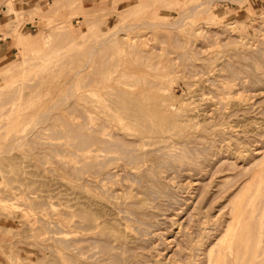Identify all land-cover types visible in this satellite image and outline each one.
Instances as JSON below:
<instances>
[{
	"label": "rangeland",
	"instance_id": "rangeland-1",
	"mask_svg": "<svg viewBox=\"0 0 264 264\" xmlns=\"http://www.w3.org/2000/svg\"><path fill=\"white\" fill-rule=\"evenodd\" d=\"M32 1L0 0V17L8 20L0 26L1 36L6 37V32L13 36L16 47L12 56L0 60V102L22 90V98L15 100L30 101L26 109L33 117L51 112L43 124L31 120L13 124L10 120L16 112L0 120V264H60L67 251L77 256L79 264H116L112 252L128 254L120 242L113 239V248L104 252L100 241L95 240L111 228L132 246L143 242L144 264H264V0H212L203 4L205 0ZM137 1L143 6L122 10ZM8 4L11 8L6 11ZM40 5L44 10L35 8ZM90 17L98 19L92 27ZM116 25L122 31L109 40V31ZM69 34L74 39L72 45L59 48ZM123 93L147 103L152 117L160 101H165L167 111L180 116L175 124L159 123L160 132L148 133L142 129V120H133L136 117L121 108ZM62 97L67 100L62 101ZM58 116L66 129L94 131L113 142L122 141L134 153L151 155L130 162L118 146H113L101 151L109 156H101L106 161L102 169H84L85 173L78 174L73 167L84 164L80 155L77 157L83 151L68 133L59 136L52 132ZM24 134L31 136L23 140L20 135ZM50 147L60 148L54 149L56 153L48 151ZM187 150L192 156L183 159ZM141 168L157 170L170 194L152 191L151 200L147 197L150 213L138 220L126 211L130 200L137 195L144 197L132 178ZM65 205L73 211L70 218L62 211ZM81 209L94 213L97 220L102 218L100 226H88ZM39 217L45 220L41 222ZM68 218L77 220L71 227L76 232L70 234V247H64L56 238L63 234L59 227L63 229ZM179 248L184 249L182 253Z\"/></svg>",
	"mask_w": 264,
	"mask_h": 264
},
{
	"label": "bare ground",
	"instance_id": "bare-ground-1",
	"mask_svg": "<svg viewBox=\"0 0 264 264\" xmlns=\"http://www.w3.org/2000/svg\"><path fill=\"white\" fill-rule=\"evenodd\" d=\"M55 1H57L56 2V4L59 2V1H61V0H55ZM2 2V1H1ZM4 3H5V1H3ZM115 2V1H114ZM204 2H211L212 3V0H205V1H202L200 4H203ZM197 4V3H196ZM196 4H194V5H196ZM199 4V5H200ZM141 6H143V4L141 3V1H137V2H135L134 4H131V5H129L128 7H126L125 9H122V10H124V12L125 11H127V10H129V11H134V10H136V9H138L139 7H141ZM198 6V5H197ZM196 6V7H197ZM192 7H195V6H192ZM3 8V7H2ZM4 8H6V11L7 10H9L11 7L9 6V4H8V6H4ZM35 8L36 9H41V11L42 10H44V8L42 7V5H40V6H35ZM34 8V9H35ZM117 8V7H116ZM192 10V9H191ZM194 10V9H193ZM192 10V11H193ZM94 18H96V17H90L89 18V21H88V24L92 27L93 25H95L97 22H98V19H94ZM181 18H183V17H181ZM185 18V17H184ZM181 20H183V19H181ZM148 21V20H147ZM149 22V24L150 25H152V24H155V22L154 21H148ZM148 22H147V25H148ZM172 23V22H171ZM174 23V22H173ZM146 24V23H145ZM162 24V23H161ZM118 25V24H117ZM116 25V27L117 28H115V29H112V30H110L109 32L112 34V36L114 35L115 36V34L117 33V32H119L120 33V31H122L121 29H120V27H118ZM156 25V24H155ZM154 25V26H155ZM157 25H160V24H157ZM162 25H164V24H162ZM166 25V24H165ZM236 25V24H235ZM166 26H168V25H166ZM169 27V26H168ZM122 28V27H121ZM118 33V34H119ZM153 33V32H152ZM6 35V37L7 36H9L8 34H7V32L5 33ZM64 33L62 32H60V35H63ZM103 34H104V32H103ZM110 34V35H111ZM117 34V35H118ZM58 35V34H57ZM70 35V34H69ZM110 37V38H108L109 40L111 39V38H115L114 36L113 37ZM105 38V37H104ZM133 38V37H132ZM134 39V38H133ZM132 39V40H133ZM149 39V38H148ZM66 40V39H65ZM112 40V39H111ZM73 41H74V39H73V37L70 35V38L68 39V41H65V43H62V44H59L60 46H59V48H61V47H68V45L70 44V45H72V43H73ZM106 41V40H105ZM67 42V43H66ZM93 42V41H92ZM101 42H104V40L103 41H101ZM100 42V43H101ZM107 42V41H106ZM106 42H104V43H106ZM140 42V41H139ZM100 43H99V46H100ZM129 43H131V41L129 42ZM101 44H103V43H101ZM132 44H134V43H132ZM94 48V47H93ZM95 48H97V46L95 47ZM155 48V47H154ZM153 48V49H154ZM156 49H157V47H156ZM261 49V48H260ZM264 49V48H263ZM262 49V50H263ZM36 50V49H35ZM93 50V49H92ZM95 50V49H94ZM93 50V51H94ZM202 50H203V48H202ZM93 51H91L90 50V52H92L93 53ZM120 51V50H119ZM256 51H258V50H256ZM260 51V50H259ZM193 52V51H192ZM261 52V51H260ZM23 53H25V51H23ZM255 53V52H254ZM256 54V53H255ZM235 55V54H234ZM248 55V54H247ZM90 56H92V54L90 55ZM89 56V57H90ZM244 57V56H243ZM251 57H252V55H251ZM260 57V56H259ZM258 57V58H259ZM245 58H247V57H245ZM263 58V57H262ZM89 59V58H88ZM248 59V58H247ZM246 59V60H247ZM90 60V59H89ZM89 60L87 61L88 63H89ZM153 60V59H152ZM262 61V60H261ZM35 63V62H34ZM117 63V62H116ZM231 63V62H230ZM153 64V63H152ZM160 64V63H159ZM14 65V64H13ZM87 64H85V66H86ZM117 65V64H116ZM246 65V64H245ZM102 66V65H101ZM152 66V65H151ZM154 66V65H153ZM227 66V65H226ZM231 66H233L232 64H231ZM168 67V66H167ZM186 67V66H185ZM209 67V66H208ZM253 67V66H252ZM255 67H256V65H255ZM101 68V67H100ZM151 68V67H150ZM240 68V67H239ZM154 69V68H153ZM165 69V68H164ZM157 70V69H156ZM205 70V69H204ZM231 71H232V69H231ZM241 71V70H240ZM191 72V71H190ZM193 72V71H192ZM201 72V71H200ZM242 72V71H241ZM238 73V72H237ZM195 74V73H194ZM243 75H245V74H243ZM136 76H138V75H136ZM135 76V77H136ZM235 76V75H234ZM238 76V75H237ZM139 77V76H138ZM138 77H136V78H138ZM229 77V76H228ZM139 79H141V77L139 78ZM213 79V78H212ZM236 79V78H235ZM239 79V78H238ZM260 79V78H259ZM258 79V80H259ZM148 80V79H147ZM242 81V80H241ZM244 81V80H243ZM242 81V82H243ZM251 82V81H250ZM244 83V82H243ZM146 84V83H145ZM74 85V84H73ZM72 85V86H73ZM86 85V84H85ZM87 85H88V82H87ZM127 85V84H126ZM165 86V85H164ZM88 87H89V85H88ZM221 87V86H220ZM70 88H71V86H70ZM69 88V89H70ZM116 88V87H115ZM115 91V90H114ZM121 91V90H120ZM260 91H261V89H260ZM262 91H264V90H262ZM41 93V92H40ZM69 93V91L67 92V94ZM96 93V92H95ZM16 95H14L12 98H8V99H5L4 101H1L0 102V120L3 118V117H7V115H9V113H11V112H16L17 113V116L15 117V118H13V119H11L10 120V122H13V124L14 123H16L17 121H21V122H26V121H29V120H31V121H34V122H36L37 124H39V123H42L43 121L45 122V120L47 119V116L49 115L48 113L49 112H51V111H48V113L47 112H43L42 114L40 113V114H38L36 117H33V112L32 111H30V110H27L26 109V107L29 105V102H27V101H24V100H22V101H16L15 99L17 98V97H21L22 98V96H23V93H22V90H20V91H17L16 93H15ZM71 95H72V93H71ZM77 96V95H76ZM84 96H86L85 94H84ZM84 96H83V98H84ZM134 96H136V95H131V94H127V93H123V94H121L120 95V97H121V103H120V105L122 106L121 108H123L126 112H128L129 114H131L132 116H135V117H133V118H135V119H133V120H135L136 121V119L137 120H142V129L144 130V131H146V132H148V133H156V132H160L161 130L159 129V127H158V124L159 123H161V122H166V123H169V124H175L176 123V121H177V119H178V117L180 116V113H178V112H169V111H167V104H165L164 102L165 101H160L159 102V105L153 110V112H154V114H153V116H155V117H152V115H151V113L150 112H148V107H149V105L147 104V103H145V102H143V101H137L136 99H135V97ZM256 96V95H255ZM80 97V96H79ZM91 97V96H90ZM62 98H64L62 101H64L66 98H67V96H66V98L65 97H62ZM61 98H59V100H60ZM67 100V99H66ZM69 100H71V98L69 99ZM105 101V100H104ZM56 102H57V100H56ZM66 102V101H65ZM84 102V101H83ZM106 102V101H105ZM116 102V101H115ZM11 103V104H10ZM62 103V102H61ZM60 103V104H61ZM69 103V101L66 103V105ZM53 104V107L55 108V104H54V102L52 103ZM63 104V103H62ZM237 104V103H236ZM59 105V104H58ZM65 105V106H66ZM112 104H110V106H111ZM173 106V107H172ZM50 107V106H49ZM48 107V108H49ZM52 107V106H51ZM50 107V108H51ZM171 107L172 108H174L175 106L174 105H172L171 104ZM48 108H47V110H48ZM75 108V107H74ZM70 109V108H69ZM114 109H115V107H114ZM179 109V108H178ZM21 110H23V112L21 111ZM51 110H53V108L51 109ZM117 111V110H116ZM42 112V111H41ZM53 112V111H52ZM58 112V111H57ZM181 113H182V110H181ZM50 115H51V113H50ZM125 115V114H124ZM224 115V114H223ZM106 117V116H105ZM104 117V118H105ZM126 118V117H125ZM127 118H128V116H127ZM126 118V119H127ZM97 119V118H96ZM110 119V118H109ZM49 120V119H48ZM118 121V120H117ZM109 122V121H108ZM256 122V121H255ZM35 123V124H36ZM46 123V122H45ZM61 123H62V120L59 118V116L57 117V118H55V120H54V127H53V131L52 132H54L56 135H59V136H62L63 135V133L65 134V133H68V135L71 137V138H75V141H74V144H76V146L78 147V149H80V150H82L83 151V153H81V154H78V156L77 157H79V155H80V157H81V159H83L84 160V164L82 165V166H75V167H73L74 169V172H76V173H82V172H84L83 170L84 169H86V170H100V169H102L103 168V166L105 165L104 164V162H106V161H104V159H103V157L101 158V156H106L105 158H109V156L107 155V154H103V153H101V151H103V150H106V151H108L109 149H111L113 146H118L121 150H122V152L125 154V157L127 158V159H129V161L131 162V161H141V160H143V158H146L145 156L146 155H148V154H150V153H148V152H143V154H138V153H134V151H133V149L132 148H129V147H126V146H124L123 145V142L122 141H116V142H113V141H111L110 139H108L107 137H105L104 135H100L99 133H97V132H87L86 130H83V129H79V130H77V131H75V130H71V129H66V128H64V127H62V125H61ZM67 123V122H66ZM100 123V122H99ZM105 123V122H104ZM104 123H102L101 122V124H104ZM113 123V122H112ZM3 124H5V123H3ZM34 124V125H35ZM36 124V125H37ZM43 124V123H42ZM0 125H1V123H0ZM35 125V127H39L38 125L36 126ZM105 125V124H104ZM23 126V124L21 123V125H20V127H22ZM63 126H64V124H63ZM3 127V126H2ZM16 127H18V126H16ZM66 127V126H65ZM90 127H92V126H90ZM89 127V128H90ZM14 129V128H13ZM19 129V128H18ZM32 129V128H31ZM30 129V130H31ZM35 129H37V128H35ZM34 129V130H35ZM86 129V128H85ZM98 129V128H97ZM118 129V128H117ZM189 129V128H188ZM30 130L28 131V133L30 132ZM47 130V129H46ZM94 130H96V127H95V129ZM109 130V129H108ZM92 131V130H91ZM99 131V130H98ZM120 131V130H119ZM173 131V130H172ZM31 132H33V131H31ZM35 132V131H34ZM37 132V131H36ZM35 132V133H36ZM109 132H110V130H109ZM174 132V131H173ZM34 133V134H35ZM108 133V132H107ZM120 133V132H119ZM123 133V132H122ZM169 133V132H168ZM175 133V132H174ZM39 133L37 132V135H38ZM62 134V135H61ZM178 134H180V133H178ZM184 134V133H183ZM33 135V134H32ZM149 135V134H148ZM150 135H152V134H150ZM157 135H162V134H157ZM260 135H261V133H260ZM21 136V139H27V138H29V136H31V135H29V134H24V135H20ZM36 136V135H35ZM41 136V135H40ZM39 136V137H40ZM42 136H44V135H42ZM144 136V135H143ZM142 136V137H143ZM155 136V135H154ZM147 137V136H146ZM5 138V137H4ZM17 138H18V136H17ZM16 138V139H17ZM54 138V137H53ZM178 138V137H177ZM3 139V138H2ZM1 139V140H2ZM14 139H15V137H14ZM13 139V140H14ZM4 140V139H3ZM41 140V139H40ZM214 140V139H213ZM17 141H19V140H17ZM157 141V140H156ZM160 141V140H159ZM182 141V140H181ZM14 142V141H13ZM20 142H21V140H20ZM20 142H17L16 144H20ZM49 142V141H48ZM52 142V141H51ZM50 142V143H51ZM45 143V142H44ZM50 143H48V144H50ZM53 143H55V142H53ZM53 143H51V144H53ZM194 143V142H193ZM198 143V142H197ZM43 144V143H42ZM46 144V143H45ZM144 144H146L147 145V142L146 143H144ZM188 144V143H187ZM192 144V143H191ZM62 145V144H61ZM189 145V144H188ZM195 145V144H194ZM193 145V146H194ZM12 146V145H11ZM10 146V147H11ZM73 146V145H72ZM71 146V147H72ZM75 146V145H74ZM138 146V145H137ZM189 146H191V145H189ZM13 147V146H12ZM11 147V148H12ZM157 147V146H156ZM47 148V147H46ZM45 148V149H46ZM53 148V147H52ZM56 148H60V147H56ZM55 147H54V149H56ZM196 148H198V147H196ZM206 148H207V146H206ZM206 148H205V150H206ZM54 149H51V147H50V149L48 150V151H50V150H54ZM160 149V151L161 150H163V149H161V148H159ZM182 149V148H181ZM195 149V148H194ZM194 149L192 150V151H194ZM237 149V148H236ZM264 149V148H263ZM29 150V149H28ZM57 150H59V149H57ZM61 150V149H60ZM59 150V151H60ZM262 150V149H261ZM68 151H70V150H68ZM76 151V150H75ZM74 151V152H75ZM165 151V150H164ZM207 151V150H206ZM205 151V152H206ZM259 151V150H258ZM53 152H56V153H58L56 150H54ZM71 152H73V151H71ZM178 152V151H177ZM195 153H197L196 152V150L194 151ZM204 152V153H205ZM7 153V152H6ZM11 153V152H10ZM40 153V152H39ZM44 153H45V151H44ZM63 153V152H62ZM61 153V154H62ZM78 153V152H77ZM162 153V152H161ZM166 153V152H165ZM201 153V152H200ZM7 154H9V153H7ZM43 154V153H42ZM73 154V153H72ZM72 154H70V155H72ZM76 153H74V155H75ZM157 154V153H156ZM155 154V155H156ZM177 154V153H176ZM203 154V153H202ZM27 155V154H26ZM48 155V154H47ZM50 155V154H49ZM48 155V156H49ZM115 155V154H114ZM151 155V154H150ZM165 155V154H164ZM188 155H189V157L190 156H192V155H190V152L187 150V152H183L182 153V157H183V159L184 158H188ZM121 156V155H120ZM123 156V155H122ZM166 156H168V155H166ZM181 156V155H180ZM197 156V155H196ZM261 156H263V155H261ZM3 157V156H2ZM44 157V156H43ZM42 157V158H43ZM47 157V156H46ZM50 157H53V156H50ZM114 157H116V156H114ZM113 157V154H112V158H114ZM118 157V156H117ZM176 157V156H175ZM203 157V156H202ZM55 158V157H54ZM56 158H58V157H56ZM73 158H75V156H73ZM72 157L70 158L69 157V160H71L72 161V159H73ZM206 158V157H205ZM262 158V157H261ZM260 158V159H261ZM60 159V158H59ZM76 159V158H75ZM174 159V158H173ZM177 159V158H176ZM194 159V158H193ZM224 159H225V157H224ZM224 159H221V160H224ZM255 159V158H254ZM260 159H258V160H260ZM39 160H40V158H39ZM80 160V159H79ZM111 160V159H110ZM179 160V159H178ZM194 160H196V159H194ZM263 160V159H262ZM41 161V160H40ZM80 161H82V160H80ZM79 161V162H80ZM161 161V160H160ZM170 161V160H169ZM254 161V160H253ZM44 162V161H43ZM69 162V161H68ZM76 162H77V160H76ZM79 162H77V163H79ZM144 162V161H143ZM258 162H260V161H258ZM72 163V162H71ZM157 163V162H156ZM163 163V162H162ZM187 163V162H186ZM191 163V162H190ZM194 163V162H193ZM203 163H205V162H203ZM241 163V162H240ZM254 163H256V162H254ZM263 163V162H262ZM132 164V163H131ZM166 164V163H165ZM172 164V163H171ZM197 164V163H196ZM218 164V163H217ZM248 164V163H247ZM260 164V163H259ZM134 165H135V163H134ZM133 165V166H134ZM142 165V164H141ZM140 165V166H141ZM161 165V164H160ZM162 165H164V163L162 164ZM167 165H170V162H169V164H167ZM253 165V164H252ZM116 166V165H115ZM128 165H126V167H127ZM153 166V165H152ZM158 166V165H157ZM173 166V165H172ZM177 166V165H176ZM199 166V165H198ZM239 166V165H238ZM264 166V165H263ZM125 167V166H124ZM131 167V166H130ZM169 167V166H168ZM204 168H205V166H204ZM209 168V167H208ZM226 168V167H225ZM249 168H251V166L249 167ZM108 169V168H107ZM128 169H130V168H128ZM156 169V168H155ZM170 169V168H169ZM247 169H248V167H247ZM110 170V169H109ZM124 170V169H123ZM131 170V169H130ZM205 170V169H204ZM105 171V170H104ZM103 171V172H104ZM126 171V170H125ZM157 171V170H156ZM156 171L153 169V168H141V170L138 172V173H136V178H135V176L134 177H132V178H134V179H136L137 180V182H138V189H139V191H137V192H142L143 193V195H144V197L142 196L141 197V195H137V197L135 198V199H132V200H130V202L128 203L126 200H124V202L126 201L127 203H128V205H127V203H126V205H127V210L128 211H126L125 210V208H124V210L126 211V212H131L132 214H134L136 217H137V219L139 218V219H141L142 220V217L144 216V215H146V214H149L150 212H149V210H148V199L150 198V194H151V192L152 191H158V193L160 194V195H162V194H170V192L168 191V189H167V187H166V185L163 183V181H162V179H161V177L159 176V174H158V172L156 173ZM175 171V170H174ZM213 171H214V169H213ZM212 171V172H213ZM246 171V170H245ZM262 171H263V173H264V167H262ZM94 172H96V171H94ZM98 172V171H97ZM116 172V171H115ZM124 172V171H123ZM210 172V171H209ZM244 172V171H243ZM242 172V174H244ZM248 172V171H247ZM258 172H259V169H258ZM85 173V172H84ZM110 173H111V171H110ZM131 173V172H130ZM240 173V172H239ZM253 173H256V172H253ZM100 174V173H99ZM105 174V173H104ZM109 174V173H108ZM107 174V175H108ZM113 174V173H112ZM110 175V177L112 176H114V174L113 175ZM174 174V173H173ZM88 175V174H87ZM87 175H85V176H87ZM96 175V174H95ZM102 175V174H101ZM117 175V174H116ZM131 175V174H130ZM133 175V174H132ZM161 175V174H160ZM172 175V174H171ZM256 175V174H255ZM71 176V175H70ZM104 176H106V175H104ZM127 176V175H126ZM126 176H124L125 178H126ZM178 176V175H177ZM176 176V177H177ZM251 176V175H250ZM103 177V176H102ZM109 177V176H108ZM107 177V178H108ZM109 177V178H110ZM112 177L110 178V180L112 179ZM115 177V176H114ZM165 177V176H164ZM171 177V176H170ZM169 177V178H170ZM175 177V178H176ZM223 177V176H222ZM257 177H258V175H257ZM69 178H71V177H69ZM85 178V177H84ZM84 178H82V181L83 182H85L84 181ZM88 178V177H87ZM106 178V177H105ZM105 178H102V180L104 179V181L107 179H105ZM211 178V177H210ZM220 178V177H219ZM249 178V177H248ZM254 178V177H253ZM95 179V178H94ZM117 179V178H116ZM168 179V178H167ZM189 179V178H188ZM223 179V178H222ZM239 179V178H238ZM237 179V180H238ZM11 180V179H10ZM55 180V179H54ZM73 180V179H72ZM92 180V179H91ZM98 180V179H97ZM101 180V181H102ZM108 180V179H107ZM115 180V179H114ZM118 180V179H117ZM179 180V179H178ZM182 180V179H181ZM201 180V179H200ZM203 180V179H202ZM45 181V180H44ZM47 181V180H46ZM87 181H88V183H90V180H88L87 179ZM103 181V182H104ZM112 181V180H111ZM63 182V181H62ZM61 182V183H62ZM70 182V181H69ZM76 182H78V181H76ZM108 182V181H107ZM110 182V181H109ZM113 182V181H112ZM119 182V181H118ZM123 182V181H122ZM135 182V181H134ZM179 182V181H178ZM177 182V183H178ZM196 182H197V180H196ZM204 182V181H203ZM233 182V181H232ZM234 182H236V181H234ZM251 182V181H250ZM258 182V181H257ZM99 183H100V181H99ZM106 183V182H105ZM184 183V182H183ZM205 183V182H204ZM204 183H203V185H204ZM102 184V183H101ZM126 184V183H125ZM135 184V183H134ZM133 184V185H134ZM168 184V183H167ZM196 184V183H195ZM183 185V184H182ZM39 186V185H38ZM45 186V185H44ZM93 186H95V185H93ZM116 186V185H115ZM261 186V185H260ZM262 186L264 187V184H263V182H262ZM17 187V186H16ZM100 187V186H99ZM101 187H103L102 185H101ZM182 187H184V186H182ZM187 187V186H186ZM189 187V186H188ZM187 187V188H188ZM217 187V186H216ZM15 188V187H14ZM81 188V187H80ZM129 188V187H128ZM180 188V187H179ZM224 188V187H223ZM64 189H66V188H64ZM63 189V190H64ZM70 189V188H69ZM184 189H186L185 187H184ZM260 189V188H259ZM94 190V189H93ZM173 190V189H172ZM171 190V191H172ZM69 191V190H68ZM74 191V190H73ZM72 191V192H73ZM109 191V190H108ZM114 191V190H113ZM119 191H121V190H119ZM130 191H131V189H130ZM219 191L220 190H218V193H219ZM223 191V190H222ZM221 191V192H222ZM83 192V191H82ZM123 192V191H122ZM187 192V191H186ZM238 192V191H237ZM239 192H241L240 190H239ZM77 193V192H76ZM79 193V192H78ZM201 193V192H200ZM28 193H26V195H27ZM221 194V193H220ZM235 194H237V193H235ZM9 195V194H8ZM83 195H84V193H83ZM200 195V194H199ZM198 195V196H199ZM28 196V195H27ZM48 196V195H47ZM94 196V195H93ZM119 196H120V194H119ZM125 196V195H124ZM130 196V195H129ZM216 196H220L219 194L217 195L216 194ZM12 197V196H11ZM42 197V196H41ZM77 197V196H76ZM86 197H88V195L86 196ZM147 197H148V199H147ZM171 197V196H170ZM183 197V196H182ZM93 198H95V196L93 197ZM92 198V199H93ZM157 198V197H156ZM235 198V197H234ZM15 199V198H14ZM34 199V198H33ZM68 199V198H67ZM72 199V198H71ZM91 199V198H90ZM120 199V198H119ZM147 199V200H146ZM190 199H192V198H190ZM32 200V199H31ZM149 200H151V199H149ZM212 200V199H211ZM214 200V199H213ZM212 200V201H213ZM264 200V199H263ZM39 201V200H38ZM51 201V200H50ZM72 201V200H71ZM98 201V200H97ZM96 201V202H97ZM166 201H168L169 202V200L167 199ZM173 201V200H172ZM35 202H37V201H35ZM40 202H42V200L40 201ZM40 202H39V204H40ZM46 202V201H45ZM64 202H66V201H64ZM70 202V201H69ZM78 202H81V201H78ZM91 203H92V201H90ZM99 202H101V201H99ZM104 202V201H103ZM24 203H27V202H25L24 201ZM29 203H30V201H29ZM54 203V202H53ZM88 203V202H87ZM112 203V202H111ZM114 203V202H113ZM123 203V202H122ZM178 203V202H177ZM210 203V202H209ZM213 203V202H212ZM48 204V203H47ZM54 204H56V203H54ZM71 204V203H70ZM74 204V203H73ZM72 204V205H73ZM76 204V203H75ZM94 204V203H93ZM105 204V203H104ZM168 204V203H167ZM169 204H170V202H169ZM168 204V205H169ZM183 204V203H182ZM185 204V203H184ZM50 205H51V203H50ZM96 205H97V203H96ZM107 205V204H106ZM171 205V208H172V204H170ZM206 205V204H205ZM208 205V204H207ZM58 206V205H57ZM90 206H91V204H90ZM94 206V205H93ZM99 206V205H98ZM105 206V205H104ZM103 206V207H104ZM163 206V205H162ZM182 206V205H181ZM212 206V205H211ZM102 207V208H103ZM108 207H109V205H108ZM112 207V206H111ZM118 207V206H117ZM178 207H179V205H178ZM32 208H34V207H32ZM35 208H37V207H35ZM39 208V207H38ZM89 208V207H88ZM105 208V207H104ZM171 208H169V209H171ZM180 208V207H179ZM178 208V209H179ZM218 208H219V206H218ZM238 208V207H237ZM247 208V207H246ZM74 209H77V208H74ZM79 209V208H78ZM90 209H92V208H90ZM98 209H100V208H98ZM120 209V208H119ZM177 208H176V210H178ZM194 209V208H193ZM262 209V208H261ZM96 210V209H95ZM106 210V209H105ZM120 210H122V209H120ZM221 210V209H220ZM62 211H63V213H65L67 216H69V218H70V216H73V211H72V209L70 208V206H68V205H65V206H63L62 207ZM76 211H78V210H76ZM99 211V210H98ZM125 211H124V213H125ZM259 211V210H258ZM107 212V211H106ZM116 212V211H115ZM118 212V211H117ZM190 212V211H189ZM188 212V213H189ZM33 213V212H32ZM47 213H49V212H47ZM59 213V212H58ZM79 213V212H78ZM80 213L83 215V217L85 218V220L87 221V225L88 226H91V228L92 227H95V228H98L99 226H100V224L102 223L100 220L102 219H100V220H97V218H95V215H94V213H92L91 211H87V210H80ZM152 213V212H151ZM198 213V212H197ZM222 213V212H221ZM228 213V212H227ZM260 213V212H259ZM52 214V213H51ZM102 214V213H101ZM153 214V213H152ZM193 214V213H192ZM75 215V214H74ZM81 215V216H82ZM107 215V214H106ZM133 215V216H134ZM157 215V214H156ZM165 215V214H164ZM174 215V214H173ZM191 215V214H190ZM215 215V214H214ZM217 215V214H216ZM221 216H222V214H220ZM232 215V214H231ZM122 216H123V214H122ZM126 216V215H125ZM125 216H124V218H125ZM127 216H130V215H128L127 214ZM193 216V215H192ZM190 217L191 219H193V217ZM213 216V215H212ZM20 217V216H19ZM172 217V216H171ZM195 217V216H194ZM204 217H206V216H204L203 215V217L202 218H204ZM217 217H218V215H217ZM234 217V216H233ZM40 218V217H39ZM66 219V220H64L63 221V225H64V227H63V229H60V227H59V230H61V232L63 231V234L62 235H60V236H58L56 239H58L59 238V243L61 242V243H63L62 245L64 246V247H70L69 246V243H70V241L71 240H73L72 238H71V236H70V234H74L75 232H76V230L75 229H73V228H71L72 226H75V222H77V220L76 221H73V219ZM109 218V217H108ZM107 218V219H108ZM127 218V217H126ZM133 218V217H132ZM135 218V217H134ZM150 218V217H149ZM19 219V218H18ZM130 219V218H129ZM128 219V220H129ZM138 219V220H139ZM167 219V218H166ZM188 219V218H187ZM215 219V218H214ZM41 222L42 221H44L43 220V218L41 217L40 219H39ZM149 220H151V219H149ZM156 220V219H155ZM169 220V219H168ZM172 220V219H171ZM174 220V219H173ZM189 221H190V219H188ZM194 220V219H193ZM203 220V219H202ZM47 221V220H46ZM157 221H159V220H157ZM165 221V220H164ZM164 221H163V223H164ZM176 221V220H175ZM206 221V220H205ZM54 222V221H53ZM119 222V221H118ZM140 222V221H139ZM144 222V221H143ZM155 222V221H154ZM220 222V221H219ZM46 223V222H45ZM85 223V222H84ZM162 223V222H161ZM171 223V222H170ZM181 223V222H180ZM83 224V223H82ZM108 224V223H107ZM109 224H110V222H109ZM112 224H113V221H112ZM117 224V223H116ZM129 224V223H128ZM133 224V223H132ZM151 224V223H150ZM172 224V223H171ZM183 224V223H182ZM188 224V226H189V223H187ZM195 224H196V222H195ZM45 225H47V224H44V226ZM50 225V223L48 224V226ZM58 225V224H57ZM140 225H142V224H140ZM145 225H146V223H145ZM231 225V224H230ZM60 226V225H59ZM77 226H81V225H77ZM134 226V225H133ZM139 226V225H138ZM138 226H136V227H138ZM153 226H157V225H153ZM160 226V225H159ZM159 226H157L158 228H159ZM167 226V225H166ZM171 226V225H170ZM176 226V225H175ZM180 226V225H179ZM187 225H185V227H188ZM193 226H195V225H193ZM29 227V226H28ZM40 227V226H39ZM53 227V226H52ZM66 227V228H65ZM85 227V226H84ZM113 227H115V226H113ZM127 227V226H126ZM140 227V226H139ZM156 227V228H157ZM190 227V226H189ZM196 227V226H195ZM26 228V227H25ZM34 228H36V227H34ZM47 229H48V227H46ZM46 228H44V229H46ZM54 228V227H53ZM86 228V227H85ZM141 228H143V227H141ZM145 228V227H144ZM209 228V227H208ZM226 228H228V227H226ZM49 229H50V232H52V230H51V228L49 227ZM57 228H54V230H56ZM168 229V228H167ZM211 229V228H210ZM32 230H33V228H32ZM38 230V229H37ZM39 230H42L41 228H39ZM86 230V229H85ZM144 230V229H143ZM218 230V229H217ZM42 231H45V230H42ZM49 231V230H48ZM80 231V230H79ZM91 231V230H90ZM97 231V230H96ZM145 231H147V229L145 230ZM153 231L154 230H152V232L151 233H153ZM156 231V230H155ZM162 231V230H161ZM168 231V230H167ZM171 231V230H170ZM189 231H190V228H189ZM188 231V232H189ZM208 231V230H207ZM85 232V231H84ZM88 232V231H87ZM148 232V231H147ZM147 232H145V233H147ZM209 232V231H208ZM207 232V233H208ZM91 233V232H90ZM126 233H127V231H126ZM149 233H150V231H149ZM160 233V232H159ZM183 233H184V231H183ZM183 233H182V235H183ZM193 233V232H192ZM195 233V232H194ZM224 233V232H223ZM32 234V233H31ZM35 234V233H34ZM33 234V235H34ZM125 234V233H124ZM148 234V233H147ZM158 234V233H157ZM164 234V233H163ZM181 234V233H180ZM206 234V233H205ZM216 234V233H215ZM51 235V234H50ZM50 235H48V237L50 236ZM85 235V234H84ZM166 235H167V233H166ZM170 235V234H169ZM181 235V237H183ZM223 234H221V236H222ZM30 236V235H29ZM32 236V235H31ZM38 236V235H37ZM87 236V235H86ZM165 236V235H164ZM163 236V237H164ZM185 236V235H184ZM193 236V235H192ZM225 236V235H224ZM84 237V236H83ZM156 237V236H155ZM160 237H162V236H160ZM167 237V236H166ZM138 238V237H137ZM148 238V237H147ZM168 238V237H167ZM179 238H180V236H179ZM198 238V237H197ZM28 239V238H27ZM80 239V238H79ZM87 239H89V238H87ZM113 239H116V240H118L119 242H120V245H121V247L124 249V251L125 252H127L128 254L126 255V256H124V255H121V254H119V253H117V252H112V256H113V258H114V260H115V263L116 264H144V261H145V254L143 253L144 252V245H143V242L142 241H139L138 243H137V245H134V246H132V245H130V243H129V241L122 235V234H119V232H117L115 229H113V228H111L110 230H108V229H105L103 232H102V237L101 238H99V239H95V240H99L100 241V246H101V249L104 251V252H107V251H110V249L111 248H113L112 247V245H113V243H112V240ZM135 239V238H134ZM165 239V238H164ZM171 239V238H170ZM169 239V240H170ZM176 240H177V237L175 238ZM195 239V238H194ZM203 239H204V237H203ZM89 240H91V239H89ZM40 241V240H39ZM136 241V240H135ZM179 241H181V238H180V240L178 239L177 240V242H179ZM208 241V240H207ZM48 242V241H47ZM160 242V241H159ZM158 242V243H159ZM170 242V241H169ZM175 242V241H174ZM182 242V241H181ZM185 242V241H184ZM93 243H94V241H93ZM135 243V242H134ZM153 243V242H152ZM164 243V242H163ZM171 243V242H170ZM180 243V242H179ZM31 244H32V242H31ZM90 244V243H89ZM88 244V245H89ZM95 244V243H94ZM119 244V243H118ZM167 244V243H166ZM166 244H164V245H166ZM175 244V243H174ZM178 244V243H177ZM188 244V243H187ZM210 244V243H209ZM57 245V244H56ZM71 245V244H70ZM170 245V244H169ZM181 245L182 246H184L183 245V243H181ZM195 245V244H194ZM116 246V245H115ZM178 246V245H177ZM191 246V245H190ZM205 246H206V244H205ZM54 247V246H53ZM52 247V248H53ZM79 247V246H78ZM150 247V246H149ZM170 247V246H169ZM181 247V246H180ZM214 247V246H213ZM72 248V247H71ZM76 248V247H75ZM93 248V247H92ZM166 248V247H165ZM174 248V247H173ZM185 248V247H184ZM201 248V247H200ZM9 249H10V247H9ZM49 249V248H48ZM180 249V251H181V253L183 252V250L184 249H182V248H179ZM186 249V248H185ZM189 249V248H188ZM216 249V248H215ZM5 250H7V249H5ZM11 250V249H10ZM173 250V252H174V249H172ZM220 250H221V248H220ZM1 251V250H0ZM44 251V250H43ZM55 251V250H54ZM80 251V250H79ZM99 251V250H98ZM98 251H97V253H98ZM146 251V250H145ZM187 251V250H186ZM216 251V250H215ZM222 251V250H221ZM50 252V251H49ZM52 252V251H51ZM171 252V251H170ZM178 252V251H177ZM189 252H190V250H189ZM188 252V253H189ZM217 252V251H216ZM261 252V251H260ZM2 253V252H1ZM85 253V252H84ZM175 253V252H174ZM180 253V252H179ZM197 253H198V251H197ZM207 253H208V251H207ZM224 253V252H223ZM6 255H7V253H5ZM54 254V253H53ZM79 254V253H78ZM93 255L95 254V253H92ZM92 254H89V255H92ZM105 254V253H104ZM177 254V253H176ZM200 254V253H199ZM262 254V253H261ZM57 255V254H56ZM160 255V254H159ZM175 255V254H174ZM186 255H187V253H186ZM185 255V256H186ZM197 255V254H196ZM211 255V254H210ZM8 256V255H7ZM61 256V255H60ZM59 256V257H60ZM98 256V255H97ZM169 256V255H168ZM180 256H182V255H180ZM180 256H178V260H179V257ZM189 256V255H188ZM11 257V256H10ZM54 257V256H53ZM76 255L75 254H71L70 252H65L64 253V255L63 256H61L60 257V259H59V261H60V264H70V263H72V264H79V260H77L76 259ZM79 257V256H78ZM88 258H89V256H87ZM183 257V256H182ZM85 258H86V256H85ZM148 258V257H147ZM161 258V257H160ZM175 258H176V256H175ZM185 258V257H184ZM184 258H183V260H184ZM187 258V257H186ZM195 258V257H194ZM209 258V257H208ZM9 259V258H8ZM57 259V258H56ZM96 259V258H95ZM198 259V258H197ZM228 259H230V258H228ZM149 260V259H148ZM165 260V259H164ZM168 260V259H167ZM172 260V259H171ZM177 260V259H176ZM193 260V259H192ZM195 260V259H194ZM201 260V259H200ZM219 260V259H218ZM52 261V260H51ZM88 261H90V260H88ZM92 261V260H91ZM90 261V262H91ZM151 261H152V259H151ZM229 261V260H228ZM54 262H56V261H54ZM149 262V261H148ZM181 262V261H180ZM185 262V261H184ZM199 262V261H198ZM13 263V262H12ZM98 263V262H97ZM152 263V262H151ZM177 263V262H176ZM183 263V262H182ZM192 263V262H191ZM218 263V262H217ZM221 263V262H220ZM52 264V263H51ZM147 264V263H146ZM163 264V263H162ZM180 264V263H179Z\"/></svg>",
	"mask_w": 264,
	"mask_h": 264
},
{
	"label": "crops",
	"instance_id": "crops-1",
	"mask_svg": "<svg viewBox=\"0 0 264 264\" xmlns=\"http://www.w3.org/2000/svg\"><path fill=\"white\" fill-rule=\"evenodd\" d=\"M46 0H34L32 3L40 2L44 3ZM6 15V14H5ZM8 20H4V17H0V26L7 23ZM2 32L0 31V60L6 56H12L15 51V43L13 41V36L9 35L7 37H2Z\"/></svg>",
	"mask_w": 264,
	"mask_h": 264
}]
</instances>
